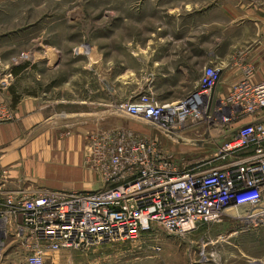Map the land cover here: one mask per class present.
Here are the masks:
<instances>
[{"label": "built area", "instance_id": "2783aa9c", "mask_svg": "<svg viewBox=\"0 0 264 264\" xmlns=\"http://www.w3.org/2000/svg\"><path fill=\"white\" fill-rule=\"evenodd\" d=\"M222 77L221 67L208 65L178 100L141 91L119 104L153 132L121 126L91 133L86 161L101 175L98 188L0 185V264L10 255L47 264L49 253L63 249L185 234L233 207L264 208V79L246 75L216 100ZM199 127L226 141L214 161L180 166L168 144Z\"/></svg>", "mask_w": 264, "mask_h": 264}, {"label": "rangeland", "instance_id": "374dc122", "mask_svg": "<svg viewBox=\"0 0 264 264\" xmlns=\"http://www.w3.org/2000/svg\"><path fill=\"white\" fill-rule=\"evenodd\" d=\"M112 25L113 0H0V136L13 138L0 144V161L17 147L16 154H32L29 149L40 136L31 127L17 138L12 106L22 102L73 110L88 109L97 99L115 101L118 116L103 108L105 125L93 133L116 128L112 120L138 133L153 132L147 121L118 110L140 87L142 75L129 81L128 32H114ZM225 141L218 130L199 127L168 145L180 166H197L214 161ZM12 166L1 163L0 182ZM261 210L233 207L185 234L163 231L160 238L63 249L47 264H264Z\"/></svg>", "mask_w": 264, "mask_h": 264}, {"label": "crops", "instance_id": "0c3cea01", "mask_svg": "<svg viewBox=\"0 0 264 264\" xmlns=\"http://www.w3.org/2000/svg\"><path fill=\"white\" fill-rule=\"evenodd\" d=\"M124 1L113 0L112 28L128 32L129 81L142 75L140 87L129 99L141 91H151L162 100H178L198 86L208 65L223 71L214 91L216 100L224 98L246 75L254 82L264 79V0ZM97 100L100 102H92L88 109L79 106L73 110L31 101L13 105L17 138L26 128L36 127L41 133L29 149L32 154H16L20 151L17 147L15 154L2 157L0 165L14 163L12 171L1 178L2 186L66 191L101 186L100 173L86 161L89 132L105 125L103 108L112 116L118 115L115 101ZM111 125L123 126L115 120ZM43 128L51 131L43 132ZM7 142L13 138L1 135L0 144ZM22 159L32 162L22 164ZM55 253H49L47 262ZM3 264L20 261L10 255Z\"/></svg>", "mask_w": 264, "mask_h": 264}]
</instances>
